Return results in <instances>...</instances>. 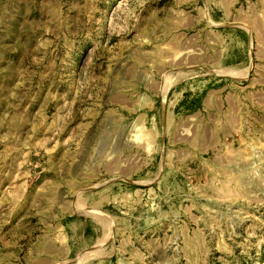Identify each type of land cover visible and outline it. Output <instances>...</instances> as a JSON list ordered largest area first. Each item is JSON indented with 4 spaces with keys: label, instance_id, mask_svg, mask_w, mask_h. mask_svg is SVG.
<instances>
[{
    "label": "rangeland",
    "instance_id": "rangeland-1",
    "mask_svg": "<svg viewBox=\"0 0 264 264\" xmlns=\"http://www.w3.org/2000/svg\"><path fill=\"white\" fill-rule=\"evenodd\" d=\"M0 264H264V0H0Z\"/></svg>",
    "mask_w": 264,
    "mask_h": 264
}]
</instances>
